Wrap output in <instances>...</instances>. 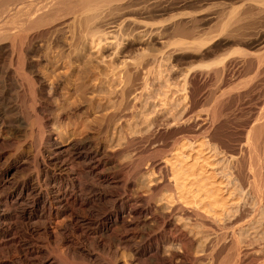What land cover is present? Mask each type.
<instances>
[{
	"label": "bare ground",
	"instance_id": "1",
	"mask_svg": "<svg viewBox=\"0 0 264 264\" xmlns=\"http://www.w3.org/2000/svg\"><path fill=\"white\" fill-rule=\"evenodd\" d=\"M151 1L0 0V6L6 10V12L3 10V13L7 15L6 20L0 21V120H7L6 117H9L10 113L20 110V106H17L20 100L28 104L27 109L29 108L31 115L30 120H27L29 117H25L26 114L19 115L20 117L16 115L18 135L15 133L16 135L10 136V139L0 141V264H198L200 259L204 261L203 264H254L257 262L254 258L256 256L250 255L249 253L252 252L245 249L246 257L240 256L243 245L240 247L241 242L237 236L239 234L236 235V231L253 222L258 213L257 210V213L254 209H252L253 212L250 210L249 214L246 213V216L249 215L246 218L243 217L244 213H241L243 214H240L241 219L238 217L239 220L234 221L236 223H230L233 224L230 227L231 230H227L231 226L228 224L224 232H215L218 225H214L213 219L217 218L218 213L211 209L212 206L209 210L206 207L208 204L206 205L204 201L207 197L201 198V189H197L204 185L196 186L197 180L190 179L191 176H195L194 174L184 171L182 167L169 165V162L164 163L162 159H155L152 157L155 154L151 155L150 151L148 153L151 156H149L154 159L146 156V153L143 156V152H139L140 149L137 150L138 152L134 149L137 153H134L133 158L127 162L119 161L122 156L131 154L130 149L135 143L142 140L145 142L146 139L149 145L151 142L156 144L157 141L152 139L159 140L157 138L160 136H157L168 130L174 129L180 135L175 144L183 138H190L189 134L196 132L189 127V130L185 128L187 121L189 122L193 116L195 107L187 110L182 123L181 120L177 121L178 124L181 123L180 125L174 124L177 123L176 121L170 123L168 116L163 119L164 115L162 123L160 122L161 127L158 130L156 128L157 134L153 132L152 135L150 132L154 130L142 128L143 134L141 136L138 134L139 137L137 135L135 138L126 132L122 145L118 142V138H115L117 117L121 123L124 120L130 123L132 120L135 121L133 114H126L122 116V119L119 116L127 92H119L122 96L118 93L121 101L118 100L120 103L117 101L116 106H111L100 126L97 124L98 128L100 127L97 135L89 132L82 134L79 131L73 133L56 131L50 125V117L45 113L53 107V101L51 92L48 91L46 83L37 71L38 62L42 57L37 52L36 43L42 44V40L51 33L65 28L68 30L71 22L76 21L77 18L82 21L88 13H91V16L88 15L94 20L102 19L100 20L102 23L111 19L112 13H118L124 18L121 21L122 25L137 27L142 34H147L152 29L127 16L128 14L131 16L129 12L132 9L133 13L138 11L142 15H148L154 9L152 5L148 6ZM173 1L161 0L154 6L159 9L165 2ZM219 2L225 5V0L222 1L224 4ZM243 4L261 9L263 11L260 12L264 13V0H243ZM103 7L105 10H102ZM250 10L252 11L253 8ZM263 13L261 14L263 18L260 14L259 16L264 20ZM1 16L2 14L0 18ZM153 30L149 32L152 34H148L155 37L162 46H168L166 32L161 29ZM113 34L110 33L109 37L106 36L107 34L100 37L98 46L104 42L109 48L114 45L116 47V38L112 36ZM115 52L111 57L107 56L108 61L116 57ZM102 58L101 60L104 61L105 58ZM58 59L55 58L49 62L52 68L63 63L64 59L61 57ZM83 59L80 60L82 63ZM5 60L8 63V65L5 64L7 67L4 66ZM261 65L259 63V66ZM127 74L126 84L131 80V75ZM113 84L111 89H114L112 92L115 94L117 90ZM13 96L16 101H12ZM219 108L221 110V107ZM214 110L212 109L213 113L209 115L210 117L212 115L211 120L218 118L217 113H220ZM260 113L261 117L258 119L259 122L261 121L260 124L251 126L247 139L241 147L243 159L246 160L248 157L249 162L254 161V163H249L248 168L242 167V171L245 170V172L237 168L239 171L237 179L241 187L248 186L257 193L256 200L259 206L264 202L262 187L264 165L259 163L261 156L264 155V136H262L264 108ZM157 120L160 121V119ZM140 125L143 126L141 122ZM209 128V126L206 127L208 130L204 131L210 133L211 128ZM257 129L262 132L259 130L260 133L256 134ZM161 150L156 148L154 153L158 155L162 153ZM186 193L191 194L192 201L195 200L192 207L184 200ZM209 205H214V202L210 201ZM211 213L214 218L210 215ZM197 224L203 227L197 234L206 237V240L203 238L205 244L198 255L196 253L199 251L196 253L191 251L196 235H193V229L187 226L193 227ZM200 242L202 244L203 241ZM225 248L230 252L228 250L226 252L229 254L224 252L228 255L222 259L221 254Z\"/></svg>",
	"mask_w": 264,
	"mask_h": 264
},
{
	"label": "rangeland",
	"instance_id": "2",
	"mask_svg": "<svg viewBox=\"0 0 264 264\" xmlns=\"http://www.w3.org/2000/svg\"><path fill=\"white\" fill-rule=\"evenodd\" d=\"M174 1L165 2L158 9L154 5L159 4L161 0H152L148 6L152 5L155 10L153 9L148 15H142L138 11L133 13L132 9V13L129 12L131 16L129 14L127 16L141 22L150 30L161 29L166 32L165 35L169 41L168 46L163 45L165 49L155 37L149 35L152 34L149 33L152 30L148 32L149 34H142L137 27L136 29L134 26H124L121 23L124 18L115 12L110 14L111 19L103 23L100 21L102 19L90 18L91 13L87 12L90 16L85 15L84 21L77 18V20L75 19L77 22L73 21L69 24L70 26L68 25V30L65 28L59 32L51 33L48 35L49 37L42 40V44L40 42V46L36 43L37 52L42 57L38 62L37 71L46 83L48 91L51 92L53 101V107L45 113L50 117V125L56 131L61 133L79 131L82 134L89 132L97 135L100 128L98 126L101 125V122L103 123L106 112L110 111L111 106H116L118 100L121 101L122 95L119 92L129 94L131 92L130 95L125 94L128 97L124 99V106H122L123 109L119 116L122 119V116L126 114H133L135 121L132 120L130 123L124 120V123H121L117 117L116 122L117 135L115 138H118V142L122 145L126 132L135 138L138 134L141 136L147 129L154 130L150 134L153 135V132L157 134L158 128L161 127V121L166 119V116L170 123L180 120L182 123L187 110L195 107L193 116L190 118L192 120L187 121L185 128L189 127L190 130H195L196 133L189 134L190 138H183L182 141L175 144L180 135L174 129L168 130V132H164L165 134L157 136H160L157 138L159 140L152 139L157 141V145L154 142H151L153 145L151 143L149 145V142L146 143V139L145 142L139 141L141 144L135 143L130 149L131 154L122 156L119 161L124 163L126 160L127 162L140 149L139 152L142 151L143 156L155 154L152 156L155 159H162L164 163L169 162V165L182 167L184 171L194 174L195 176H191L190 179H196L197 184L199 182L196 186L204 185L202 188H197L201 189V193L203 192V194L200 193L201 198H209L208 196L211 198V200L210 198L205 199L204 203L208 204L206 207L209 210L212 206L211 209L219 214V217L217 214L218 219L216 217L213 219L216 221H213L214 225H218L215 232H224L229 226L228 224H234L239 220L238 217L243 215L241 213H244L243 217L246 218L249 216H246V213L249 214L250 210L253 212L252 209H254L256 213L258 211L253 222L239 229L238 232L236 231V235L239 234L237 236L241 242L240 247L243 245L240 256L246 257L245 251L247 250L252 252L249 253L250 255L256 256L254 258L257 259V262L254 264H264V202L259 206L256 200L257 193H254L248 186L241 187V183L237 179L239 171L245 172V170L242 171V167L248 168L250 164L254 163V161L249 162L248 157L246 160L243 159L241 147L247 139L251 126L255 127L260 124L261 121L259 122L258 119L264 108V66L261 65H264V20L261 15L263 12H260L263 10L244 5L243 0H225V5H221L219 2L224 4V0ZM215 2H219L218 5ZM248 7L253 8L254 13L250 10L251 8L247 9ZM103 8L102 10H105V7ZM3 10L6 12L0 6V11H2L0 15L3 16L0 21L6 20L7 15L3 13ZM135 12L137 13L135 14ZM255 18L259 19L256 21ZM108 32L109 34L114 33L112 36L116 38V47L114 45L109 48L104 42L98 46L100 37H104L106 34L108 36ZM113 51L116 53V57L108 61V57H111ZM60 57L64 59L63 63L52 68L49 62L55 58L56 60L60 59ZM102 57L105 58L104 61L101 60ZM81 58H84L83 63L80 61ZM6 62L7 60H5L4 66L8 65ZM259 63L262 67L259 66ZM237 65L239 66L237 67ZM112 72L113 74H111ZM127 72L129 73L127 74ZM126 74L131 75L128 84H126L128 82ZM112 84L117 90L115 94L112 92L114 89H111ZM14 97L12 101H16ZM216 100L218 101L216 102ZM191 101L197 104H193ZM17 106H20V110L23 109L22 113L17 109V112L15 110L9 114V117H6L7 120H0V141L18 135V128L16 129L18 123L15 121L19 115L26 114L25 117H29L27 120L31 118L30 110L27 109L28 104L25 101H18ZM219 107H221L222 113ZM210 109L220 111L222 117L219 116L220 113H217L218 118H216L220 120H211L212 115L211 117L209 115L213 111ZM154 121L161 123L155 125ZM140 122L143 126L140 125ZM178 122L174 124L180 125L181 123L178 124ZM211 123H214L213 127ZM97 124L99 125L97 126ZM208 126L211 128L210 133L206 132ZM259 130L254 132L256 134L262 132ZM262 134L264 136V132ZM156 148L162 149L161 152L164 154L156 155L157 153H154ZM134 149L137 152H134ZM263 156L259 160L262 165H264ZM241 175L244 174L241 173ZM262 185L264 189V183ZM193 189L197 191L196 188ZM184 200L187 201V204L190 203L191 207L195 203V200L192 201L191 194L186 193ZM210 201L214 202V205H209ZM163 207L166 208L165 205ZM222 209L224 210L221 211ZM210 215L214 218L213 213ZM233 224H230L231 226L227 230H231L230 227ZM187 226L191 230L193 229V235H196L191 251L193 253L199 251L196 253L198 255L206 240L204 235L197 234L202 231L203 227L200 224L193 227ZM200 241H203V246ZM227 250L225 248L222 252V259H225L229 254L230 251L226 252ZM224 252L228 254L225 255ZM203 262L200 259L198 264H203Z\"/></svg>",
	"mask_w": 264,
	"mask_h": 264
}]
</instances>
